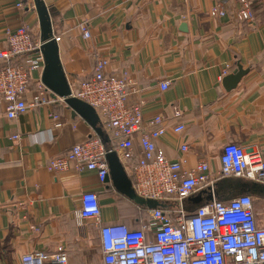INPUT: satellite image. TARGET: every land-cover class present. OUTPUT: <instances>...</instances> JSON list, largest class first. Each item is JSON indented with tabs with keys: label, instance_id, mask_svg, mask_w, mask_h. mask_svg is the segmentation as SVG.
<instances>
[{
	"label": "crops",
	"instance_id": "0c3cea01",
	"mask_svg": "<svg viewBox=\"0 0 264 264\" xmlns=\"http://www.w3.org/2000/svg\"><path fill=\"white\" fill-rule=\"evenodd\" d=\"M42 1L53 37H60L58 57L70 92L91 77L95 56L107 60L109 73H127L136 90L129 92V101L141 102L143 121L162 116L166 132L154 144L166 159L180 161L185 170L205 161L214 174L224 145L264 153V0H249L252 21L235 19L234 0L224 3L225 17L209 15L211 0ZM83 21L89 39L77 30ZM22 24L39 40L34 2L0 0V50L7 46L6 32ZM236 65L248 72L225 92L221 74L229 75ZM40 77V72L32 75L30 89ZM165 81L169 84L162 91ZM46 98L48 103L13 120L0 108V264H22L26 253H52L58 246L65 249L68 264H103L97 226L74 219L82 193L98 194L103 225L136 228L144 209L116 193L107 179L101 184L92 171L47 170L48 160L71 146L92 138L103 141L62 99L49 91ZM177 124L184 127L180 133L172 132ZM133 144L135 162L137 135ZM183 145L187 149L181 152ZM209 188L192 196L200 194L199 205L210 197L226 201L251 195L255 222L264 228L263 185L228 177ZM185 205L194 209L187 200Z\"/></svg>",
	"mask_w": 264,
	"mask_h": 264
},
{
	"label": "built area",
	"instance_id": "2783aa9c",
	"mask_svg": "<svg viewBox=\"0 0 264 264\" xmlns=\"http://www.w3.org/2000/svg\"><path fill=\"white\" fill-rule=\"evenodd\" d=\"M238 21H252L249 0H234ZM211 17H225L227 0H211ZM18 6H22L18 4ZM82 38L91 33L86 21L77 25ZM7 46L0 50V108L8 119H16L28 110L48 103V90L36 80L30 89L32 75L43 71L40 41L34 39L27 24L6 32ZM58 42L60 37H53ZM93 73L80 82L71 96L88 104L97 114L104 130L106 147L98 138L71 146L62 155L48 160L46 168L55 173L73 168L77 172L92 171L101 184L108 178L105 156L113 151L129 177L132 190L145 200H157L165 209H144L137 227L124 224H101L97 193L84 192L74 213L77 223L92 221L98 229L103 264H264V228L255 222L251 195L235 196L226 201L207 202L194 211H186L183 202L197 190L210 187L218 178L239 177L264 186V153L251 151L234 143L221 149L220 166L213 174L207 162L193 169H183L180 161L166 159L157 152L154 140L165 134L161 115L143 121L141 102H130L129 92L135 83L125 72L109 73L107 60L95 56ZM226 75L224 71L221 78ZM168 82L160 84L162 91ZM181 114L175 111L174 117ZM184 127L177 124L172 132ZM137 135L140 153L132 162L133 139ZM17 140L18 136H12ZM187 149L181 146V152ZM175 202L176 207L167 204ZM22 264H68L65 249L58 246L52 253H26Z\"/></svg>",
	"mask_w": 264,
	"mask_h": 264
},
{
	"label": "water",
	"instance_id": "95a60500",
	"mask_svg": "<svg viewBox=\"0 0 264 264\" xmlns=\"http://www.w3.org/2000/svg\"><path fill=\"white\" fill-rule=\"evenodd\" d=\"M34 2V9L38 18L39 23V34H40V46L39 50L43 57V71L41 73L40 82L45 86V88L56 97L62 99L68 107L77 113L85 122H87L98 137L103 141V145L106 144V138L102 129L98 127V117L94 112L92 107L88 104L71 96L69 84L65 80L62 66L59 62L57 44L53 38V33L51 29V18L48 14V9L42 0H32ZM182 27V26H181ZM248 69L244 70L240 65H236V68L230 72L229 75L224 76L222 79V87L225 92H229L234 89L237 84L245 77ZM105 161L108 165V178L115 192L119 195H123L136 207H140L146 210H153L155 208L165 209V204L157 200H145L135 194L131 187V182L129 177L124 172L123 166L120 161L117 160L115 153L113 151H108L105 156ZM207 191L210 188L207 187ZM203 192L207 193L205 190ZM200 195V194H199ZM189 197L188 202L194 206L193 210L201 207L200 204L201 196ZM212 200L210 197L209 202ZM229 200V199H228ZM196 207V208H195Z\"/></svg>",
	"mask_w": 264,
	"mask_h": 264
},
{
	"label": "rangeland",
	"instance_id": "374dc122",
	"mask_svg": "<svg viewBox=\"0 0 264 264\" xmlns=\"http://www.w3.org/2000/svg\"><path fill=\"white\" fill-rule=\"evenodd\" d=\"M185 201H186V200H185ZM185 201L183 202L182 205H183V207L185 208L186 211H189L190 209L186 207V205H185ZM167 204L170 205L171 208H174V209H175V207H176L175 202H173L172 200H169V202H167ZM144 216H145L144 214H143V215L141 214V217H142V218H143Z\"/></svg>",
	"mask_w": 264,
	"mask_h": 264
}]
</instances>
